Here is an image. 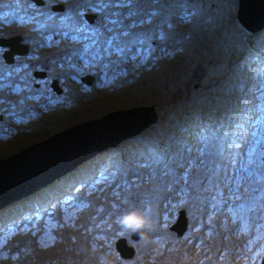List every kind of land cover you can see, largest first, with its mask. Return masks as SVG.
Segmentation results:
<instances>
[{
    "label": "rangeland",
    "instance_id": "rangeland-1",
    "mask_svg": "<svg viewBox=\"0 0 264 264\" xmlns=\"http://www.w3.org/2000/svg\"><path fill=\"white\" fill-rule=\"evenodd\" d=\"M18 1L40 36L42 30L65 35L48 44L26 38L31 48L8 69L1 68L6 49L1 44L0 74L17 84L9 81L11 88L3 83L0 89V158L117 108L157 103L158 117L1 207L0 264H43V259L44 264H213L223 252L224 264H247L251 259L242 262V257L259 244L252 256L257 264L264 256V24L247 30L237 18L239 0ZM58 2L63 8L53 7ZM7 6L0 8L4 19L12 16ZM85 10L96 12L93 20L84 16ZM4 24L0 21V36L26 35L30 21ZM117 32L123 41H139L134 52L130 45L127 57L89 59L93 37L103 41ZM234 41L238 46H226ZM87 72L95 76L84 84L81 76ZM54 79L61 89L52 87ZM236 155L246 164L254 161L259 173L256 195L240 184L243 173L235 176ZM74 174L79 178L71 184L60 182ZM218 185L224 195L242 201L227 202L209 228L217 216L215 201L225 199L216 194ZM235 204L237 209L228 206ZM145 208L151 210V227L121 235L117 218ZM182 208L188 224L178 232L172 225ZM252 215L259 221L251 236ZM206 217L207 226L202 220ZM222 223L225 227L218 232L208 231ZM234 233L241 241L251 236L257 243L239 254ZM123 236L134 246L126 256L116 247ZM145 240L148 251L140 246ZM50 247L58 250L46 258L41 251Z\"/></svg>",
    "mask_w": 264,
    "mask_h": 264
},
{
    "label": "water",
    "instance_id": "water-1",
    "mask_svg": "<svg viewBox=\"0 0 264 264\" xmlns=\"http://www.w3.org/2000/svg\"><path fill=\"white\" fill-rule=\"evenodd\" d=\"M35 1L44 4V0ZM63 5L61 2L53 7L63 8ZM237 18L247 30L261 27L264 24V0H239ZM0 43L9 47L4 52L7 61L12 60L11 50L26 52L18 45L16 36L0 37ZM81 79L88 83L92 81L86 76ZM51 85L59 89L57 79L52 80ZM157 117V103L117 108L104 115L70 124L1 157L0 208L39 189L117 140L140 131ZM176 219L178 222L174 221L172 228L180 232L182 227L187 226L182 209ZM116 247L123 256L132 254L134 250V246L126 242L125 236L116 242Z\"/></svg>",
    "mask_w": 264,
    "mask_h": 264
},
{
    "label": "clouds",
    "instance_id": "clouds-1",
    "mask_svg": "<svg viewBox=\"0 0 264 264\" xmlns=\"http://www.w3.org/2000/svg\"><path fill=\"white\" fill-rule=\"evenodd\" d=\"M235 158L238 159V161H239V166L237 168V171H235V173H234L235 176H237V178L239 179L241 177L240 175L243 173V177L241 178L240 184H245V186L250 189L252 195H256L257 194V190H258V184L255 183V180L259 176V173H258V170L256 169V166L254 165V161L248 160L249 163L246 164V161L243 158H241L240 156L236 155ZM249 167H252V170H251V172L248 173L247 171H245V169L249 168ZM214 171H215V169L209 171L206 176H210L211 177V174H213ZM254 172H255V174H254ZM251 175H253V177ZM213 179L216 180L217 182L220 181V179L217 176H215ZM234 185L235 184L232 183V186H234ZM186 187H188V186L186 185ZM207 188H211V185L207 186ZM216 194H220V197L221 196L225 197V199H219L218 201H215L218 204L217 208L214 210V212H217V216L214 217L215 221L211 220V223H212L211 225L208 224L209 223L208 221H210V220L207 217L205 219H202L204 221V224H206V226L209 225V228L213 227L214 225H216V223H214V222H218V216L220 215L219 212L220 211L224 212L225 207H223V206L227 202H230V201H233V202L242 201L241 198L236 199L235 197L233 198L232 196H230L228 194L224 195L222 190L219 189V185L216 188ZM196 199L197 198H193L192 204H193V202ZM187 206H189V205H187ZM228 206L229 207H235L236 209L238 208V204H235V205H232V206L228 205ZM182 211L185 212L186 219H187V224H188V216H187V213H186V209L182 208ZM150 212H151L150 208H145L144 210H132V211H129V212H125L121 216H119L117 218V223L119 224L120 228L122 229L121 235H123L124 231H127L130 234H134V233L140 232L142 229L150 228L151 227ZM179 213H180V210L178 211V215H179ZM178 215H177V217H178ZM195 217L196 218H195L194 222L199 221V220H197V218H199V216L195 215ZM258 221H257V218L253 217V215L250 216V219L248 220V226H249V233L248 234L249 235L251 234V236H252L253 232H255L258 229ZM225 223H228V221H226ZM225 223H222L219 226L218 229H211V230H208V231L211 232V233L218 232L221 228L225 227ZM242 223H244V222H242ZM194 225H195V223H194ZM251 236L250 237H245V240L241 241L240 239H237L238 238V233H236V234L234 233V240L236 242H239L236 246H234V248L236 247V248L239 249V251H241L239 254H241L243 252V250H244V248L246 246L254 245V244L257 243V241L255 243L252 241ZM246 241H248V242H246ZM240 246H243V248H240ZM258 246H259V244L256 247H253V250L250 253L245 254L242 257V262H246V259L249 257L251 260H250V263H247V264H254L255 260L252 258V256L257 252V247ZM217 251H221V250H217ZM225 261H226V259H225V255H224V252H223V255H222L221 258H219L218 255L216 254V259L214 260L215 263H213V264H224ZM101 264H104V262L101 261ZM257 264H264V256L263 257L260 256L259 260H257Z\"/></svg>",
    "mask_w": 264,
    "mask_h": 264
},
{
    "label": "flooded vegetation",
    "instance_id": "flooded-vegetation-1",
    "mask_svg": "<svg viewBox=\"0 0 264 264\" xmlns=\"http://www.w3.org/2000/svg\"><path fill=\"white\" fill-rule=\"evenodd\" d=\"M29 1L33 5H36V3H37L35 0H29ZM43 3H45V0L43 1ZM58 3H61V2H58ZM7 4H8L7 9L12 12V16L8 17L7 19H4L0 15V21L5 22V24H4L5 26H7L6 24H8L9 22H11L13 20H16L17 23H20L22 25H23V23H25L27 21H30V25L26 27L27 32H28V34H26L27 36L24 35V34L23 35L22 34L10 35V36H16L17 37V43H18V45L22 49H24L25 51H26V49H30L31 48V45H30L31 44V41H29V40L34 41V38H41L43 40H46V44H48V40H50L51 38L54 39V37L62 36V34H63V36L65 35L64 32L63 33H59V32H56V31L55 32H50L49 30H42V34L40 36L39 33L36 32V28L31 24V23H33L32 22V17H26V16L23 15V12L21 11L22 10L21 9V7H22L21 2H19L18 0H9V1H7V0H5V1L0 0V8L3 7V6H5V5H7ZM89 12H91V13H89ZM86 15H89V16H91L94 19L95 15H96V12L94 10H92V11L85 10L84 11V16H86ZM44 27H46V28L49 29L51 26H45L44 25ZM31 28L33 30H31ZM35 33H36V35H35ZM10 36H0V37H10ZM22 38H23V41L20 40ZM26 38H29V40L26 39ZM0 46H1L0 49H2L3 46L1 45V43H0ZM5 47H6V49L9 48L7 45ZM5 50L2 52L3 55L5 54L4 53ZM21 53L24 54L22 51H13V50H11L12 60H10L9 62H7L6 59L3 60V62H5V64H2L1 65V68L2 69H8L9 66L12 64V62L15 61V59L21 57L20 56ZM2 54L0 55V58H1ZM38 71H39L38 69L34 68L32 70V72H33L32 74H36V72H38ZM44 72H45V70H44ZM7 75L8 74L6 73V76ZM82 76L90 77V79H93L94 80V76L95 75L93 73H91V72H87V73H85ZM82 76H81V78H82ZM93 80L90 83H92ZM9 81H12V80L6 79L4 75L0 74V89L3 88V87H5V86H3V83L6 84V87L11 88V86L7 83ZM12 82L14 84H17L15 81H12ZM34 82H39V81H34ZM83 83L85 84V83H88V82H83ZM58 88L61 89V85L59 84V82H58ZM11 91H13V90L11 89ZM1 115H2V112H0V117H2Z\"/></svg>",
    "mask_w": 264,
    "mask_h": 264
},
{
    "label": "snow or ice",
    "instance_id": "snow-or-ice-1",
    "mask_svg": "<svg viewBox=\"0 0 264 264\" xmlns=\"http://www.w3.org/2000/svg\"><path fill=\"white\" fill-rule=\"evenodd\" d=\"M119 23L116 21L113 23V27L115 24ZM107 30V29H106ZM139 41L132 40V41H123L120 39V33L117 32L115 35L111 36L110 38H106L103 41L99 39L92 38L91 47L92 51L89 54V59L95 61L100 59L103 56L118 54L120 56L127 57L130 51H135V45L138 44ZM143 53H141L142 55Z\"/></svg>",
    "mask_w": 264,
    "mask_h": 264
},
{
    "label": "bare ground",
    "instance_id": "bare-ground-1",
    "mask_svg": "<svg viewBox=\"0 0 264 264\" xmlns=\"http://www.w3.org/2000/svg\"><path fill=\"white\" fill-rule=\"evenodd\" d=\"M200 1H202V0H200ZM173 7V6H172ZM195 7V6H194ZM201 10V9H200ZM168 11V10H167ZM198 11V10H197ZM195 14V13H194ZM196 15V14H195ZM197 16V15H196ZM192 17V16H191ZM193 18V17H192ZM214 27V26H213ZM212 29H215V28H212ZM208 31V30H207ZM169 33H172V32H168V34ZM171 35H173V34H171ZM225 35H228V34H225ZM227 39H229V36H227L226 38H224V40L226 41ZM226 46L229 48V47H236V46H238V43L236 42V41H234V42H231V43H227L226 44ZM226 51V50H225ZM225 53V52H224ZM218 66V65H217ZM216 69V68H215ZM120 99V98H119ZM95 105L96 104H92V106L90 107V109H91V111H92V108L93 107H95ZM107 104H102V106H106ZM84 108H86V107H84ZM81 111H83V108L81 107V109H80ZM83 114V113H82ZM67 118V117H66ZM3 145H1V146H4V148L6 147V143L4 144V143H2ZM130 147V146H129ZM135 156V155H134ZM108 160V159H107ZM124 162H127V161H124ZM124 166H126V167H128L129 165L127 164V163H124ZM83 170V166L82 167H80L77 171H82ZM124 170H126L125 168H124ZM76 173V172H75ZM75 178H79V176L78 175H76V174H74V175H70V176H67V177H65V178H63L60 182H63V183H67V184H71V182H72V180L73 179H75ZM142 185H144V184H142ZM54 190V188H52V189H49L48 190V192L46 193L47 194V197L50 195V193L52 192ZM31 199L32 200H34V199H39V198H36L35 197V195H31ZM27 201V200H26ZM110 201V198H107V200H106V203L108 204V202ZM98 204V200L96 199V200H94V208L96 207V206H98L97 205ZM26 206H28V204L26 205ZM107 207V206H106ZM85 214V217L89 214V212H87V213H84ZM85 220H89V217L87 216V218L85 219ZM146 242H141V244H140V246H141V248H143V249H145L146 251H148L149 249H150V246H148V245H145V243L146 244H148L149 242L147 241V240H145ZM68 246V245H67ZM58 250V247H50L49 249H47V250H45V251H41V253H43V255H46V258H52V257H54L53 255H54V252H56ZM62 255H63V252L62 251H60L59 252V256L60 257H62ZM56 260H57V258H56ZM59 260V259H58ZM44 262H46V260H44L43 259V264H44ZM59 263V262H58Z\"/></svg>",
    "mask_w": 264,
    "mask_h": 264
},
{
    "label": "trees",
    "instance_id": "trees-1",
    "mask_svg": "<svg viewBox=\"0 0 264 264\" xmlns=\"http://www.w3.org/2000/svg\"><path fill=\"white\" fill-rule=\"evenodd\" d=\"M211 263H215L214 260H213V262H211Z\"/></svg>",
    "mask_w": 264,
    "mask_h": 264
}]
</instances>
